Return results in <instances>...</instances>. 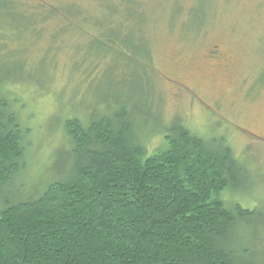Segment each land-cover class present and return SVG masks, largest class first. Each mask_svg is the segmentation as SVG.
<instances>
[{
    "label": "rangeland",
    "instance_id": "obj_1",
    "mask_svg": "<svg viewBox=\"0 0 264 264\" xmlns=\"http://www.w3.org/2000/svg\"><path fill=\"white\" fill-rule=\"evenodd\" d=\"M126 5L139 7V26H96L112 6L107 22L123 26ZM0 100L26 147L0 187V215L67 179L69 120L125 107L147 155L177 124L225 141L244 167L225 198L254 211L246 260L264 264V0H0Z\"/></svg>",
    "mask_w": 264,
    "mask_h": 264
},
{
    "label": "trees",
    "instance_id": "obj_2",
    "mask_svg": "<svg viewBox=\"0 0 264 264\" xmlns=\"http://www.w3.org/2000/svg\"><path fill=\"white\" fill-rule=\"evenodd\" d=\"M130 7L123 26L107 22L114 6L96 26H139L140 9ZM115 111L87 126L67 122L74 147L67 179L2 210L0 264H248L244 225L254 211L225 198L244 171L232 149L177 124L147 155L130 113ZM19 128L0 100V187L25 165Z\"/></svg>",
    "mask_w": 264,
    "mask_h": 264
}]
</instances>
